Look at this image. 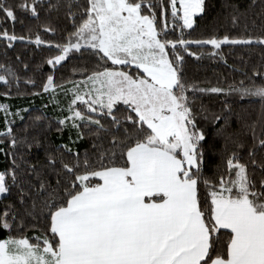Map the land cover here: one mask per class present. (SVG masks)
<instances>
[{
    "label": "snow or ice",
    "instance_id": "6c2138e0",
    "mask_svg": "<svg viewBox=\"0 0 264 264\" xmlns=\"http://www.w3.org/2000/svg\"><path fill=\"white\" fill-rule=\"evenodd\" d=\"M224 7L242 32L191 40L185 30L207 16V0H0L6 47L27 39L56 50L39 91L20 93V73L0 63V96L47 93L60 112L56 131L68 133L52 147L46 113L0 103L9 161L0 170V264H264V119L232 130L204 102L224 94L264 105V0ZM42 14L45 33L64 25L63 42L16 34L24 17ZM192 45H210L226 64L222 46L246 50L244 78L200 87L187 73L185 57L201 59ZM70 59L81 63L57 81ZM85 139L83 154L73 149Z\"/></svg>",
    "mask_w": 264,
    "mask_h": 264
},
{
    "label": "trees",
    "instance_id": "16d2710c",
    "mask_svg": "<svg viewBox=\"0 0 264 264\" xmlns=\"http://www.w3.org/2000/svg\"><path fill=\"white\" fill-rule=\"evenodd\" d=\"M83 2V0H81ZM233 2L240 3L243 7L250 0H233ZM209 5L208 14L203 19H198V25L194 30H185L186 38L191 40H202L207 39L210 36H220L227 32L230 35H237L242 32V29H235L231 26L229 19L227 17V11L224 7L225 0H207ZM258 11V10H257ZM252 17V13H249ZM259 24V17H252ZM47 22L46 14H42L40 20H34L31 17H24V23H17L15 25V32L17 35H24L28 37L31 35L34 39L35 35L39 33L41 39L44 41H54L56 43L63 42L66 37V30L64 25H61V29L57 31L55 35L52 33H45L42 29V25ZM8 24L9 31H11V25ZM29 29L31 30L29 32ZM191 32L188 35V32ZM177 35L179 34V29H177ZM174 38V37H173ZM223 47V55L227 59V64L219 57L213 58L209 55L212 51L211 46H205L204 48H199L195 45L191 46V51L197 52L201 55L200 60H196L194 57L186 56L187 63V73L190 80L196 81L200 87H212L220 86L227 87L233 81L238 82L243 79L242 71H247V68L243 67L241 64L240 56L243 54L247 57V52L239 47L232 49L225 45ZM56 54V50L50 49L47 44H42L36 46L34 43L29 42L27 39L25 41H15L11 48L6 47L3 41H0V63H7L14 67L21 76V82L19 84L20 93H29L32 91H39L43 81L50 72V66L46 63L47 58ZM19 56L24 63L29 66V71L25 73L23 65L20 64L16 57ZM259 56L258 50L252 54V59L249 62L258 63ZM67 67L61 68L56 72L57 81L67 80L72 77L71 69L73 66L81 63L76 60H69L64 62ZM31 77L35 80L36 87L32 88L31 85L26 84L24 79ZM67 86V85H66ZM4 88L0 86V92H3ZM11 91L15 94L17 88L14 86ZM59 91V90H58ZM61 100L65 98L60 97ZM204 102L207 107L217 113H222L224 116L229 117V123L232 130L246 132L247 129L245 125H251L257 123L259 126V121L264 119V105L259 101L244 98L240 99L234 95H224V94H206L204 96ZM0 103L9 104L13 110L15 109H29L34 114L38 112L46 113L47 117L52 122V129L46 133L48 141H50L52 147L62 143H68V133L57 132L56 131V118L60 115L58 109L54 108V105L49 103L48 94L44 93L42 96L34 95H13L12 97L0 96ZM47 104V108L44 105ZM229 109L231 111L229 112ZM26 115V113H22ZM19 124L20 122L17 121ZM219 124H223V120L219 121ZM5 127V122L0 118V131H3ZM209 131H212L211 126H209ZM211 138V137H210ZM249 144L251 143L250 135L246 137ZM0 147H6L5 145H0ZM89 148V142L87 139L81 141L80 143L73 145L74 150H79L81 154ZM39 157L43 158V152H39ZM26 160H35L36 156H25ZM8 160H6L3 153H0V170L7 166ZM212 160H210V165ZM3 209V203H0V210Z\"/></svg>",
    "mask_w": 264,
    "mask_h": 264
}]
</instances>
